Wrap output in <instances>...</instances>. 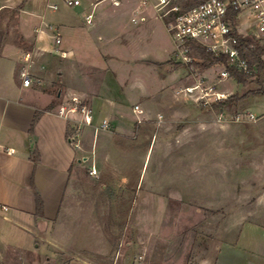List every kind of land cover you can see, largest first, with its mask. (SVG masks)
Returning a JSON list of instances; mask_svg holds the SVG:
<instances>
[{"label":"rangeland","instance_id":"rangeland-1","mask_svg":"<svg viewBox=\"0 0 264 264\" xmlns=\"http://www.w3.org/2000/svg\"><path fill=\"white\" fill-rule=\"evenodd\" d=\"M184 1L195 5L203 0ZM152 4L149 0L147 8L153 9ZM58 5L53 10L43 3L34 13L20 16L4 10L0 46L5 38L19 39L18 25L29 34L42 26L57 63L74 62L62 59L55 49L70 45L77 58H86L80 61L106 64L121 90L107 77L110 96L123 108L115 112H125L116 113L125 118L116 125L112 109L102 108L97 121L100 125L109 116L108 129L86 136L90 154L82 166L94 164L98 176L93 179L91 167L85 168L82 196L94 201L98 219L88 218L89 206L78 208L77 214L73 207L66 212L68 193L66 213L57 223L66 245L72 250L87 244L102 249L108 240L111 249L104 255L113 264L201 263L203 247L221 226L224 239L214 263H264V94L252 92L260 84L223 77L221 63L202 67L196 49L190 63L175 60L174 51L171 61L166 60L175 44L156 13L138 23L125 13L99 29L83 19L92 10L91 0H81L77 7L63 1ZM101 6L114 5L104 0ZM72 21L78 24V35L64 37L55 47L58 27ZM97 46L112 52L111 57L98 58ZM20 61L26 65L24 58ZM93 73L91 86L97 88L103 73ZM213 84L216 88L208 90ZM188 86L197 88L188 92ZM217 91L241 98L213 107ZM45 100L43 96L40 102ZM135 104L141 112L134 110ZM76 174L75 168L71 189ZM67 258L53 253L47 263L11 264H67Z\"/></svg>","mask_w":264,"mask_h":264},{"label":"crops","instance_id":"crops-1","mask_svg":"<svg viewBox=\"0 0 264 264\" xmlns=\"http://www.w3.org/2000/svg\"><path fill=\"white\" fill-rule=\"evenodd\" d=\"M47 1L0 0V15L4 10L6 14L19 12V16L21 12L32 14L43 3L47 7ZM117 1L118 4L112 0L114 5L112 9L101 6L102 1L93 5L92 10L83 13L84 22L86 23L85 16L92 14L94 22L88 25L102 29L109 20L125 13L131 15L134 23L146 21L153 13L159 17L154 5L152 4L153 9H148V3L143 4L144 0ZM43 17L41 16V19ZM1 21L2 18L0 28ZM162 23L165 27L163 21ZM77 25L73 21L60 24L58 34L62 41L64 37L70 40L71 37L78 35ZM18 26L21 30L19 39L5 38L0 46V264L47 263L53 253H63L67 256V264H113L107 262L104 255L111 249L108 240H105L106 246L102 249H95L93 245L87 244L78 250H72L66 245L65 241H68L66 234L58 228L59 226L57 227V223L66 212L69 213L70 207H73L76 213L78 208L88 209L89 206L92 211L88 212V218L98 219L94 201L91 197L82 196L83 187L86 188V182L83 180L84 170L87 167L96 168L94 164L82 166L90 154L86 136L91 131L94 132L99 125L97 114L102 108L112 109L113 124L124 122V116H118L116 114L118 112H115L116 109L122 108V105L110 96V89L107 87L110 84L106 83V79L109 77L113 84L111 86L118 91L119 84L114 81L111 72L106 71L108 69L106 64L93 65L80 61L79 59L86 58L84 56L77 58L74 46L67 45L61 51L55 48L62 59L74 61L66 66L62 62L57 63L54 55L48 51L46 34L41 30L42 26L35 27L37 31L35 30L33 34ZM99 37L94 39L96 45L100 44ZM96 49L97 57L102 61L111 57L112 52L109 53L98 46ZM173 51L174 49L166 60L171 61ZM23 58L26 65L21 64L20 60ZM84 68L88 70L84 71ZM24 70L33 78L30 85L23 83L21 72ZM91 70L93 72L100 70L103 73L97 88L91 86V81L94 80L92 78L94 73H91ZM57 87L58 90L55 92ZM43 96L46 97L44 103L40 102ZM74 97L88 103L94 111L93 124L80 129L79 148L75 146L74 139L76 120L80 119V115L59 113L60 107L69 104ZM39 111L41 114L34 123L35 115ZM119 113L125 114L123 110ZM75 168L76 180L71 189L70 183ZM92 176L93 179L97 178L98 170L97 174ZM35 190L43 199L42 215L37 214ZM68 193L70 197L65 212L63 208ZM84 199L87 201H83ZM215 230L214 238L209 239L203 247L201 263L183 264H246L214 263L224 239L222 227L219 226ZM94 253L100 254L99 259L93 255Z\"/></svg>","mask_w":264,"mask_h":264},{"label":"built area","instance_id":"built-area-1","mask_svg":"<svg viewBox=\"0 0 264 264\" xmlns=\"http://www.w3.org/2000/svg\"><path fill=\"white\" fill-rule=\"evenodd\" d=\"M58 1H63L71 7L81 5V0H48L47 8L56 10L59 6ZM91 1L95 6L103 0ZM150 1H152L175 44L173 57L175 60L185 63L192 62L194 46H202L218 56H227L231 64L240 71L252 72L249 59L243 55L240 43L241 38L251 36L264 48V0H203L195 5H187L184 0ZM148 2L149 0H144L143 4ZM114 3L118 4V1L114 0ZM85 20L87 24H92L94 22L93 15H86ZM48 26L52 30L55 29L52 24ZM61 42V36L57 34L56 43L59 45ZM62 55L65 56V53L62 52ZM254 71H256L255 68ZM221 75L225 78L231 76L227 69L223 70ZM21 77L24 85H30L33 82V78L26 70L21 72ZM37 81L40 82L39 79ZM197 86H188L185 90L192 92ZM215 88V84H213L208 90L212 91ZM224 98H226L225 95L217 91L213 103L215 104ZM207 102H211V100L207 99ZM134 110L141 112L138 104L134 106ZM59 113L62 115H68V113L80 115V119L76 120L74 139L75 146L79 148L81 146L80 129L85 125L93 124V108L88 103L74 97L69 104L60 107ZM109 124V120L105 118L96 127V130L108 129ZM90 173L97 174L96 168L93 167Z\"/></svg>","mask_w":264,"mask_h":264},{"label":"trees","instance_id":"trees-1","mask_svg":"<svg viewBox=\"0 0 264 264\" xmlns=\"http://www.w3.org/2000/svg\"><path fill=\"white\" fill-rule=\"evenodd\" d=\"M240 46L243 50V55L249 59L250 73H244L240 71L236 66L232 65L230 59L224 55H216L213 52L207 50L202 46H194L199 56L204 60L202 67H209L215 63H221L230 72V75L239 83L243 85H248L252 80H255L260 84V88L256 91L257 93L264 94V59L263 46L253 37L247 36L241 38ZM180 65V63H178ZM254 68L256 71H254ZM241 97H227L219 102L213 104V107L224 106L233 101L239 100ZM41 112H37L34 118V123L38 120ZM37 154V151H36ZM36 202H37V214L42 215L44 210V203L41 195L37 190H35Z\"/></svg>","mask_w":264,"mask_h":264}]
</instances>
